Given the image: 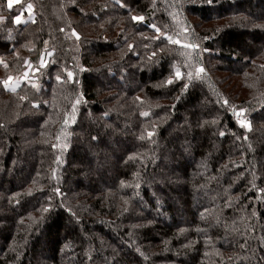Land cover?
Segmentation results:
<instances>
[{
    "label": "trees",
    "instance_id": "16d2710c",
    "mask_svg": "<svg viewBox=\"0 0 264 264\" xmlns=\"http://www.w3.org/2000/svg\"><path fill=\"white\" fill-rule=\"evenodd\" d=\"M0 17V264H247L264 252V0H0ZM201 53L220 81L195 78ZM26 56L37 80L5 88Z\"/></svg>",
    "mask_w": 264,
    "mask_h": 264
},
{
    "label": "snow or ice",
    "instance_id": "6c2138e0",
    "mask_svg": "<svg viewBox=\"0 0 264 264\" xmlns=\"http://www.w3.org/2000/svg\"><path fill=\"white\" fill-rule=\"evenodd\" d=\"M19 3L20 0H8V7L11 8L13 6V3ZM213 2V0H207V3L208 4H211ZM122 6L126 7V5H123ZM29 14L31 15L32 13V10H33V5L32 4H28L27 5V9H26ZM4 17H0V20H3ZM131 19L133 21H136V22H143L145 17L142 16V15H133L131 16ZM23 21V16L22 15H16L14 17V23L16 24H20L21 22ZM151 27L158 33H160V36L166 38L170 43L172 44H176V45H181L182 47H185V48H188V49H192V50H195V49H198L199 48V45L198 44H195V43H183L180 39H173L172 36L168 35L166 32H161L160 31V28L157 27L156 25H151ZM183 31L185 33L188 32V29L187 28H184ZM72 35L75 36L77 39H79V34L75 32V30L72 31ZM160 37H154V39H159ZM205 39H207V37H205ZM45 44H47V42H45ZM130 49L133 47L132 45H129L128 46ZM47 56L51 57L52 56V53L51 52H48L46 53ZM189 58L191 59V56L189 54ZM51 61L50 60H46L44 59V54H42L41 56V60H40V65L41 67H47L48 64L50 63ZM0 63H4L2 60H0ZM26 64H28V69L25 71V74L22 78L20 79H23V80H27L29 79V76H30V73L31 71H33V69L31 68V65L29 64L28 61H25ZM7 65L5 64V67ZM83 70V69H81ZM66 71V75H67V79L69 81H74L75 77H74V72L71 71V70H67L65 69ZM205 72V68L200 65V66H197L195 68V78L196 79H199L201 77V74ZM182 72L181 70L177 67L174 71V78L176 80H179L182 78ZM187 77L189 80L193 79V72L192 71H188L187 73ZM56 79L59 81L62 79V77L60 75H57L56 76ZM14 78L12 76H8L7 79H4L2 81V84L5 86V88H10L11 90L15 91V89L19 86V82L17 81L16 83L13 82ZM174 81H173V78L170 77L165 83L166 84H172ZM37 85H33V87H36ZM188 85H185V88H187ZM77 103H79V100H77ZM225 104L228 103L227 100L224 101ZM73 110L75 111V105L73 106ZM245 110L244 109H240V110H237L235 111V115L237 116V122L239 123V125L241 127H247V128H250L251 127V124L248 120L246 119H241V116L244 114ZM142 115H145L147 116L148 113H142ZM65 122L67 123V119L65 120ZM154 133L153 132H148V136L151 137L153 136ZM221 136L225 135L224 132H221L220 133ZM57 139L59 140L60 137H57ZM53 147H58V145H53ZM62 147H66V145H63ZM57 160H59V157H57ZM57 192H59V189L56 190ZM261 191H264V189H262ZM44 211H48L47 208L43 209Z\"/></svg>",
    "mask_w": 264,
    "mask_h": 264
},
{
    "label": "rangeland",
    "instance_id": "374dc122",
    "mask_svg": "<svg viewBox=\"0 0 264 264\" xmlns=\"http://www.w3.org/2000/svg\"><path fill=\"white\" fill-rule=\"evenodd\" d=\"M64 1V0H63ZM15 3V2H14ZM73 5L74 3L73 2H69V3H65V5ZM71 8V7H70ZM191 20H192V22H193V20H195L194 18H191ZM192 22H191V24H192ZM182 27H184V28H186L184 25L182 26ZM73 31V30H72ZM71 34H72V32H70ZM146 36V35H145ZM188 40H192L191 39V35L188 37ZM205 51L206 50H204V53H205ZM200 56L201 57H197V58H199V61H197V63L199 62V66L200 65H202L204 68H205V72H204V74H206V75H209L210 77H211V72L214 74V76L215 77H217V76H220L219 77V81L223 78L221 75H217L216 73H214V71H210L209 70V68H207L206 67V62H205V60H203L202 59V56H203V53H201L200 54ZM29 57L28 56H26L25 58H24V62H23V65H24V68H23V70H22V76L20 77V78H22L23 76H24V74H25V71L28 69V64H26L25 63V61H28L29 62V64L31 65V68L33 69V71H31V73H30V76H29V79H32V80H37L36 79V77H35V72L37 71V67L36 66H38L39 65V61H38V63L36 64V63H32L29 59H28ZM216 65H218L220 68L222 67V68H227V64H225V63H222L221 61H217V60H214L213 61ZM213 62H212V64H213ZM209 64H211V63H209ZM197 65V64H196ZM39 67H40V65H39ZM229 68H234V65L232 64V65H230L229 66ZM21 73V72H20ZM224 74H226V73H224ZM228 74V73H227ZM230 74V73H229ZM9 76H12L13 78L16 76V75H9ZM225 76V75H224ZM15 79L14 78V80H13V82L14 83H16L17 81L19 82V85H20V83L21 82H23V81H25V80H23V79ZM213 78V77H212ZM28 80V79H27ZM224 85L226 84V83H223ZM228 90V89H227ZM188 109H190V111L188 112V113H190V112H192V111H194V110H192L191 108H188ZM235 111H237L235 108L234 109H232V112L233 113H235ZM235 119L237 120V116H235ZM241 119H243L242 118V116H241ZM191 120L192 119H189L188 118V116H186V117H184L182 120H181V124H177V123H175V124H173L172 125V129H173V131L174 130H176L180 125H184V126H190V123H191ZM191 125H192V123H191ZM191 127V126H190ZM188 145L190 146V143H189V141H188V139H185V140H183L182 142H181V144H180V146H182L181 148L183 149V147L184 146H186V147H188ZM185 147V152L187 151L186 149H188V148H186ZM186 156H187V158L190 156V154H188V151H187V153H186ZM199 197H197V198H193V201H192V203H193V205H194V207H197L200 203H203V201H204V198H207V195L204 193L202 196L201 195H198ZM206 196V197H205ZM263 231H264V220H262L261 222H260V229H259V232H258V235H260V234H263ZM261 249H264V241L262 242V244H261ZM238 253V252H237ZM251 253H253V252H251ZM253 256H257V258H258V260H256ZM252 257H249V259L248 260H246V262H247V264H259V263H261V264H264V252L262 251V250H258V251H255V253H254V255H253Z\"/></svg>",
    "mask_w": 264,
    "mask_h": 264
}]
</instances>
